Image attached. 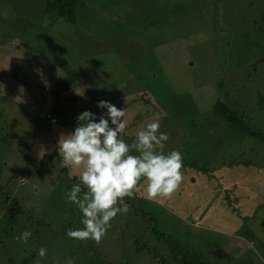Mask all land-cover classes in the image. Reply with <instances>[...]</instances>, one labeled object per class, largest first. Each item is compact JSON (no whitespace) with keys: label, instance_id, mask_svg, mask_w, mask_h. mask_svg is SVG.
Listing matches in <instances>:
<instances>
[{"label":"rangeland","instance_id":"rangeland-1","mask_svg":"<svg viewBox=\"0 0 264 264\" xmlns=\"http://www.w3.org/2000/svg\"><path fill=\"white\" fill-rule=\"evenodd\" d=\"M76 2L61 12L47 11L44 0H0V86L12 91L6 81L30 77L29 60L42 59L51 77L44 94L67 130L84 110L106 112L97 107L104 99L125 110L126 142L159 120L169 136L165 154L180 151L181 171L203 173L212 187L217 157L237 177L264 169V140L212 108L222 100L264 133V0ZM66 79H72L68 88ZM7 100L0 96L6 113H0V264H264V202L254 211L232 202L225 220L233 227L213 230L142 205L137 194L99 245L69 239L67 230L83 228L66 195L80 170L61 168L55 148L38 157L31 145L36 121L44 119L8 109ZM61 135L50 126L45 141L58 146ZM241 178L248 188L241 197L252 195L253 180ZM140 187L147 189L146 182ZM261 187L254 199L264 201ZM24 231L32 233L27 243L16 239Z\"/></svg>","mask_w":264,"mask_h":264},{"label":"clouds","instance_id":"clouds-1","mask_svg":"<svg viewBox=\"0 0 264 264\" xmlns=\"http://www.w3.org/2000/svg\"><path fill=\"white\" fill-rule=\"evenodd\" d=\"M97 107L106 109L97 114L84 110L76 116L71 132L62 134L57 142L60 167L79 169V182L66 193L82 216L83 228L69 229V239L100 244L118 214L129 211L127 199H134L141 183L146 182L147 197L171 199L182 182L183 156L178 150L165 154L169 140L160 132L159 120L148 123L136 132L132 143L127 135L126 112L107 100H99ZM55 118L51 113L46 117ZM32 233L24 231L17 240L27 243ZM37 255H47L41 247ZM66 264H73L69 259Z\"/></svg>","mask_w":264,"mask_h":264},{"label":"crops","instance_id":"crops-1","mask_svg":"<svg viewBox=\"0 0 264 264\" xmlns=\"http://www.w3.org/2000/svg\"><path fill=\"white\" fill-rule=\"evenodd\" d=\"M30 61H32V64L35 66L31 76H22L17 83L11 80L6 81L11 82L12 91L0 86V96H5L8 99L6 101V107L8 109L13 105L20 113L30 116L34 115L40 120L44 119V121H36L38 125V129L36 130L37 135L36 139L32 140L31 147L36 148L35 151L39 157H45L47 156V152L52 148L57 149L56 144L51 141H45V134L46 131L49 133L50 126H53V132L55 134H66L71 132V130L63 128V126L58 123V118L52 112V108L54 107L51 105L50 95L49 93H47L46 96L44 94L45 88L47 86L49 88L51 85V77L47 71L44 70L45 61L40 59L36 65L33 59L29 60V62ZM46 63L48 67L52 66L48 61ZM23 82L25 83L22 84ZM66 82L67 81H65V83ZM29 89H31V92H29ZM0 113L6 115L5 107L2 103H0ZM47 113H52L57 118L55 123H50L48 121L46 118ZM60 128L61 130H59ZM215 160L217 163L210 168V171H212L211 178L218 180L217 183L215 182L216 184L214 187L208 182L202 181L201 176L203 173L194 176L192 175L193 172L185 170L181 171L182 182L171 199L157 197L154 201L147 197V189H142L139 186L137 194L139 195L138 197L141 198V204H154L161 208V214L167 211L171 213V217L179 218L186 223L190 222L200 226H207V228H232L233 226L226 221V218L230 216L227 212H230V209H232V211L235 210L232 202H235V206L237 207H239L238 203H240L245 207H249L252 211L258 209L259 204L264 202L259 198L254 199L260 195V192L257 190L259 186H262L261 188L264 190V169L256 168L244 175L241 174L242 171H234L238 173L239 177H237L234 173H228L225 160H221L219 157ZM238 164H242V162ZM191 166L192 165H188V168ZM187 171L188 173H186ZM242 176L246 177L244 180H253V189L250 191L253 192L252 195L241 197L242 193L248 190V188L243 189L244 187H242ZM206 178L211 180V178L207 176ZM228 191L231 192L232 200H229L227 203L226 195ZM234 214H236L235 217L241 216L237 213ZM184 218L186 220H184Z\"/></svg>","mask_w":264,"mask_h":264},{"label":"trees","instance_id":"trees-1","mask_svg":"<svg viewBox=\"0 0 264 264\" xmlns=\"http://www.w3.org/2000/svg\"><path fill=\"white\" fill-rule=\"evenodd\" d=\"M76 1L77 0H44V3L47 11L60 10L61 12H64L65 10H70L71 8L73 9V7L77 4ZM66 81L65 85L68 88L71 85L72 79L71 81L70 79H66ZM212 108L229 124L236 126L243 132L250 135L254 134L256 137L264 140V133L250 129V126L244 122L243 117H241V115H239L234 109H231L224 101L216 99L212 104ZM0 139H4V137L0 136ZM35 154L38 156L37 152H35ZM232 163L238 164L239 162L235 163L232 161ZM196 262L203 264L201 260Z\"/></svg>","mask_w":264,"mask_h":264},{"label":"built area","instance_id":"built-area-1","mask_svg":"<svg viewBox=\"0 0 264 264\" xmlns=\"http://www.w3.org/2000/svg\"><path fill=\"white\" fill-rule=\"evenodd\" d=\"M50 118L51 122H55V118L51 117L50 115H47Z\"/></svg>","mask_w":264,"mask_h":264}]
</instances>
